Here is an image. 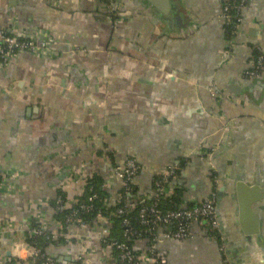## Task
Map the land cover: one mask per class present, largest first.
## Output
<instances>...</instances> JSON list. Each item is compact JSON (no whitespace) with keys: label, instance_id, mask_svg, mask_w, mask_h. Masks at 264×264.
<instances>
[{"label":"crops","instance_id":"1","mask_svg":"<svg viewBox=\"0 0 264 264\" xmlns=\"http://www.w3.org/2000/svg\"><path fill=\"white\" fill-rule=\"evenodd\" d=\"M153 2L0 0V27L46 32L56 51L17 53L0 66V264L14 253L25 264L22 233L32 219L58 232L51 202L58 191L79 193L73 178L98 173L114 197L121 182L113 167L127 157L140 164L132 182L140 196L182 159L175 185L184 202L215 190L216 235L194 222L186 239L160 237L167 264H264V197L254 203L258 227L248 223L258 232L247 235L235 186L264 189V75L244 74L253 46L264 49V0H246L231 44L222 0ZM99 223L68 231L90 248L89 264H115ZM133 247L144 251L146 241ZM62 249L72 256L79 247Z\"/></svg>","mask_w":264,"mask_h":264},{"label":"built area","instance_id":"2","mask_svg":"<svg viewBox=\"0 0 264 264\" xmlns=\"http://www.w3.org/2000/svg\"><path fill=\"white\" fill-rule=\"evenodd\" d=\"M101 2V0H96ZM228 0H222V9H221V19L224 21L226 19V11L228 10L225 3ZM246 0H241V3L237 6L239 15H241V8ZM103 5H108V7L112 8L113 0H104L101 2ZM233 24V22H230ZM16 32V31H15ZM15 32H11L9 30H5L0 27V66L5 65L7 62L11 60L17 53L28 52L34 54L36 56H52L56 54L55 49V40L50 36V34L46 32H31L25 35H18ZM232 40L227 41L228 44H231ZM230 46V45H227ZM259 55L252 60L250 65L245 69L244 74L250 78H259L264 75V49H259ZM217 94L213 93L211 98H217ZM211 167V165H210ZM179 164L173 163L169 166L161 169L157 175V179L153 181L154 191L151 190L150 195L140 196L137 193H133L131 186H128L129 183L133 182V179L140 171V164L133 157H127L122 162L116 164L113 167V174L115 177L121 182V187L123 186V192L121 194L122 200L124 202H145V199L154 200L150 205L143 204L140 206L138 210L137 220L143 225H153L156 227L157 233L150 244H147L144 251H138L134 247H130L127 244L117 243L114 244L115 248L119 251V262L120 264H167L166 260L161 257L157 251V243L160 237L183 240L188 238L190 235V228L194 222H201V220H207L206 223L209 225L210 234L216 235L219 229V220L216 214L215 207V190H212L209 198L196 202L193 207L186 208L185 206L171 208L167 210H163L159 207V200L161 198H171L174 196L175 189L177 186L175 185V181L179 172ZM15 173H10L9 178L13 177ZM0 176L6 178L7 175H4L0 170ZM84 180V179H83ZM82 180V181H83ZM72 181L74 183H79L81 181L78 178H73ZM122 189V188H121ZM119 189V190H121ZM105 191L113 198L111 192ZM116 195V194H115ZM96 198V195L92 193L88 196V201H92ZM68 202L63 204L62 199L56 196L55 203L56 207L59 210L66 208V206H70V203L74 201L73 197H67ZM170 201V200H168ZM81 208L88 209V205H82ZM115 214L125 216V207L119 206L115 210ZM97 219L101 217L98 213L96 215ZM67 225L65 227V231L60 234L51 233L53 239L58 238V236H62L65 244L75 243L78 245L79 250L74 251L72 258L73 264L75 261L80 262L79 264H89V255L91 254V250L88 246H81L78 241L81 239L77 236V234H70L68 231V227L70 225L76 226L78 229L85 228L88 226L86 222L81 219L73 220L72 218L66 219ZM98 222V220H97ZM123 224H128L129 221L127 218L122 219ZM41 225V224H40ZM28 227L23 230L22 239L23 243L21 247L25 248V264H36V260L39 257L43 258V262L41 264H62L57 262L54 258L50 257L48 254L41 253L35 245L28 244L24 240V233L29 232L31 235H41L42 225L40 227H31L30 224ZM152 228V227H151ZM8 227H4L1 231L2 233L7 231ZM101 244L104 242V238L108 234V227L101 228ZM132 235L134 232L131 230H126L124 235ZM139 240V239H138ZM143 240V239H141ZM106 241V240H105ZM113 246V245H112ZM111 251L110 245H106ZM110 253V252H109ZM13 256L8 257L5 264H18V259L20 258L16 253L12 254ZM110 256V254H109ZM22 264V263H21Z\"/></svg>","mask_w":264,"mask_h":264},{"label":"trees","instance_id":"3","mask_svg":"<svg viewBox=\"0 0 264 264\" xmlns=\"http://www.w3.org/2000/svg\"><path fill=\"white\" fill-rule=\"evenodd\" d=\"M104 0H101L103 2ZM241 3V0H228L225 5L227 6L228 10L226 11V19L222 21V34L223 38L226 41H230L235 37L237 32V26L240 23V15L238 11V5ZM246 3V1L243 4ZM242 6V7H243ZM230 22H233L231 24ZM259 48L258 46H253V59H255L259 55ZM186 160L179 161V172L181 168L186 165ZM178 172V173H179ZM158 175H156L154 180H156ZM131 186L133 193H137V189L135 185L131 182L128 184ZM122 188V189H121ZM119 191H117L116 195L111 198L110 195L105 191L104 188V179L103 176L99 175L98 173H93L91 176L85 178L83 181L80 182L79 193L74 196V201L70 203V206H66L62 210H55V219L57 223L60 225L58 232L62 234L65 231V227L67 225L66 219L72 218L73 220L81 219L82 221L86 222L88 225H95L98 222L102 226L108 227V234L104 238V242H102L103 246L110 245L111 251L109 259H111L115 264H120L119 262V251L115 248L114 244L117 243H124L130 247L134 246V242L136 240H146L147 244L155 237L157 230L156 227L153 225H143L137 220L138 210L140 206L143 204L150 205L154 200L145 199V202H136V203H129L124 202L121 198V194L123 192V186ZM151 190L154 191L153 183L151 185ZM94 193L96 198L92 201H88V196ZM183 190L177 187L175 189L174 196L171 198L159 200V207L163 210L181 207L182 204H185L186 208L193 207L195 203L187 202L182 199ZM57 196L62 199V203L66 205L68 199L66 194L63 191H58ZM170 200V201H168ZM53 207H56L55 201L51 202ZM82 205H88V209L81 208ZM119 206L125 207V216L115 214V210ZM100 214L101 217L97 219L96 215ZM127 218L129 223L123 224L122 219ZM207 220H201L202 225H204L208 232L209 225L206 223ZM31 227H40V223L37 222L35 219H32L30 223ZM152 227V228H151ZM43 232L41 235H31L29 232L24 233V240L31 245H35L36 248L40 250L43 254H49L51 250L61 249L66 247L65 241L63 237L60 235L58 238L53 239L50 230L46 228H42ZM126 230H131L134 232L132 235H124ZM106 240V241H105ZM113 245V246H112ZM55 250V251H57ZM158 253V250L156 251ZM36 264H41L43 262V258L39 257L36 260ZM80 262L75 261L73 264H79ZM21 264V263H18Z\"/></svg>","mask_w":264,"mask_h":264},{"label":"water","instance_id":"4","mask_svg":"<svg viewBox=\"0 0 264 264\" xmlns=\"http://www.w3.org/2000/svg\"><path fill=\"white\" fill-rule=\"evenodd\" d=\"M153 2V0H150ZM154 4V2H153ZM161 11L165 14L166 10L161 9ZM261 78H254V80H260ZM261 84V82L257 81V84ZM253 85V84H252ZM236 196L238 199L239 204V217L240 223L244 230L245 234H251L254 232L257 234L258 228H254L253 230L249 227L250 222H254L255 225L258 227L259 215L254 211V203L261 200L264 197V189L259 186V183L256 182L254 184H247L244 180H238L236 182ZM216 214L218 215V205L216 208ZM219 220V219H218ZM219 222H221L219 220ZM58 251V250H57ZM9 255V252L6 253ZM59 256L56 257V255ZM55 258L57 262L62 264L72 263V258L69 256V253L66 249H60L59 252H55V254L51 255Z\"/></svg>","mask_w":264,"mask_h":264},{"label":"flooded vegetation","instance_id":"5","mask_svg":"<svg viewBox=\"0 0 264 264\" xmlns=\"http://www.w3.org/2000/svg\"><path fill=\"white\" fill-rule=\"evenodd\" d=\"M213 175V174H212Z\"/></svg>","mask_w":264,"mask_h":264}]
</instances>
